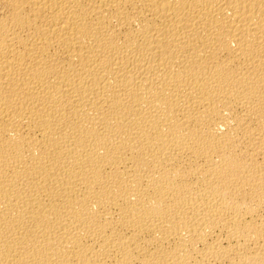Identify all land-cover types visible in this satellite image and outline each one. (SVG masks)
<instances>
[{"label": "bare ground", "instance_id": "obj_1", "mask_svg": "<svg viewBox=\"0 0 264 264\" xmlns=\"http://www.w3.org/2000/svg\"><path fill=\"white\" fill-rule=\"evenodd\" d=\"M0 264H264V0H0Z\"/></svg>", "mask_w": 264, "mask_h": 264}]
</instances>
